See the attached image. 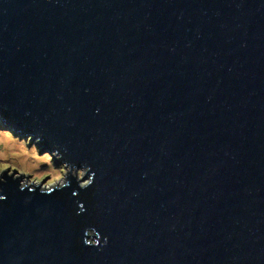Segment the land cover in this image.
<instances>
[{
  "label": "water",
  "instance_id": "obj_1",
  "mask_svg": "<svg viewBox=\"0 0 264 264\" xmlns=\"http://www.w3.org/2000/svg\"><path fill=\"white\" fill-rule=\"evenodd\" d=\"M0 124L94 174L0 184V264H264V0H0Z\"/></svg>",
  "mask_w": 264,
  "mask_h": 264
},
{
  "label": "clouds",
  "instance_id": "obj_2",
  "mask_svg": "<svg viewBox=\"0 0 264 264\" xmlns=\"http://www.w3.org/2000/svg\"><path fill=\"white\" fill-rule=\"evenodd\" d=\"M39 140L40 138L36 137L33 142L31 136L21 138L0 127V184L11 178L18 181L19 190L38 191L42 195L58 192L69 186L72 180L81 190L92 186L94 174H89L90 166L77 167L70 164L63 159V154L55 149L51 152H41L37 147ZM57 161L60 163L57 164ZM96 235L94 228L86 229L83 244L96 246L97 240L93 239ZM104 241L107 243L106 237Z\"/></svg>",
  "mask_w": 264,
  "mask_h": 264
},
{
  "label": "rangeland",
  "instance_id": "obj_3",
  "mask_svg": "<svg viewBox=\"0 0 264 264\" xmlns=\"http://www.w3.org/2000/svg\"><path fill=\"white\" fill-rule=\"evenodd\" d=\"M0 127H1V124H0ZM14 134V133H13ZM15 135V134H14ZM19 137H21L22 138V136H19ZM39 148V147H38ZM40 149V148H39ZM41 151V150H40Z\"/></svg>",
  "mask_w": 264,
  "mask_h": 264
}]
</instances>
